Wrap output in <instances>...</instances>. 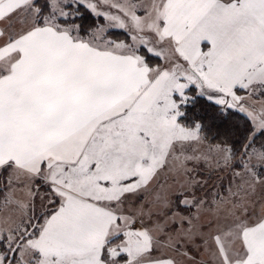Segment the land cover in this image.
Returning <instances> with one entry per match:
<instances>
[{"label": "snow or ice", "instance_id": "1", "mask_svg": "<svg viewBox=\"0 0 264 264\" xmlns=\"http://www.w3.org/2000/svg\"><path fill=\"white\" fill-rule=\"evenodd\" d=\"M0 264H264V0H0Z\"/></svg>", "mask_w": 264, "mask_h": 264}, {"label": "rangeland", "instance_id": "2", "mask_svg": "<svg viewBox=\"0 0 264 264\" xmlns=\"http://www.w3.org/2000/svg\"><path fill=\"white\" fill-rule=\"evenodd\" d=\"M121 38H123V37H121Z\"/></svg>", "mask_w": 264, "mask_h": 264}]
</instances>
